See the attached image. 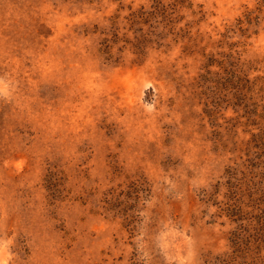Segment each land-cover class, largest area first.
I'll return each instance as SVG.
<instances>
[{"label":"rangeland","instance_id":"374dc122","mask_svg":"<svg viewBox=\"0 0 264 264\" xmlns=\"http://www.w3.org/2000/svg\"><path fill=\"white\" fill-rule=\"evenodd\" d=\"M181 1L0 0V264H264V0Z\"/></svg>","mask_w":264,"mask_h":264},{"label":"trees","instance_id":"16d2710c","mask_svg":"<svg viewBox=\"0 0 264 264\" xmlns=\"http://www.w3.org/2000/svg\"><path fill=\"white\" fill-rule=\"evenodd\" d=\"M182 1L180 0V3H181ZM255 105H256V108L255 109H257L258 108V103H255ZM253 106V105H252ZM246 109H250V108H248V105L245 107ZM263 109V112H264V107L262 108ZM253 112H255L254 111V109L253 108H251V110H250V112L249 113H251V114H253Z\"/></svg>","mask_w":264,"mask_h":264}]
</instances>
